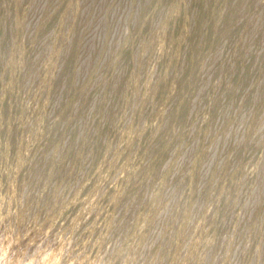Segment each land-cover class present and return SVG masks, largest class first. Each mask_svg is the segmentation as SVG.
I'll return each mask as SVG.
<instances>
[{"label": "rangeland", "instance_id": "374dc122", "mask_svg": "<svg viewBox=\"0 0 264 264\" xmlns=\"http://www.w3.org/2000/svg\"><path fill=\"white\" fill-rule=\"evenodd\" d=\"M0 264H264V0H0Z\"/></svg>", "mask_w": 264, "mask_h": 264}]
</instances>
